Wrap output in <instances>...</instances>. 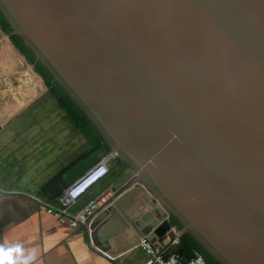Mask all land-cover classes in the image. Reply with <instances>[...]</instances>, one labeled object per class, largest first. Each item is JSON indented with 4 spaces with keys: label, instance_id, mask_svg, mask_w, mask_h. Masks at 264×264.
Wrapping results in <instances>:
<instances>
[{
    "label": "water",
    "instance_id": "obj_1",
    "mask_svg": "<svg viewBox=\"0 0 264 264\" xmlns=\"http://www.w3.org/2000/svg\"><path fill=\"white\" fill-rule=\"evenodd\" d=\"M0 13L164 211L142 237L264 264V0H0Z\"/></svg>",
    "mask_w": 264,
    "mask_h": 264
},
{
    "label": "crops",
    "instance_id": "obj_2",
    "mask_svg": "<svg viewBox=\"0 0 264 264\" xmlns=\"http://www.w3.org/2000/svg\"><path fill=\"white\" fill-rule=\"evenodd\" d=\"M0 36V108L8 115L7 119H0V131L16 121L12 132H0V146L13 135V140H21L16 141L14 149L6 147L8 150L1 153L0 148V157L5 158L0 161V244L18 243L33 250L34 264H142L145 255L138 247L142 229L150 219L159 222L166 215L141 186L132 182L134 174L129 177L130 169L119 167L116 159L108 161V174L69 210L73 214L88 200L104 197L105 204L88 222L94 225L91 230L70 229L45 213V204H53L63 187L109 150L70 149L67 155L61 154L62 160L50 171H34L36 181L28 185V147L23 144L28 132L17 134L18 123L26 124V130L28 119L65 118L33 66L11 46L7 35L0 31ZM46 110L47 117L37 116ZM27 114L28 119H16ZM18 166L23 168L18 170ZM167 241L165 238L162 245ZM164 248L168 250L170 246Z\"/></svg>",
    "mask_w": 264,
    "mask_h": 264
},
{
    "label": "built area",
    "instance_id": "obj_3",
    "mask_svg": "<svg viewBox=\"0 0 264 264\" xmlns=\"http://www.w3.org/2000/svg\"><path fill=\"white\" fill-rule=\"evenodd\" d=\"M115 159L114 153L110 151L100 157L71 183L63 187L55 197L53 204L44 205L45 213L52 216L58 223L67 225L70 229L87 226L99 208L105 204L104 197L88 200L81 209L73 214L69 213V210L88 189L108 174L107 163ZM167 239L166 245L161 243L158 247H153L145 237H141L138 240V247L145 255L142 264H204L197 251H192L187 259H183L173 250H165L164 247L170 246L174 249L178 244V238L175 236Z\"/></svg>",
    "mask_w": 264,
    "mask_h": 264
},
{
    "label": "rangeland",
    "instance_id": "obj_4",
    "mask_svg": "<svg viewBox=\"0 0 264 264\" xmlns=\"http://www.w3.org/2000/svg\"><path fill=\"white\" fill-rule=\"evenodd\" d=\"M1 37V36H0ZM28 69V67H27ZM28 76V72H27ZM3 106V103H0V107ZM0 112H2V115H0V119H7L8 115L7 113H3V109L0 108ZM47 112L49 113V110H46L45 113L37 115L38 117H47ZM25 113H28V109L25 111ZM16 119H28V114L25 116H21V118ZM16 121H12L8 123L5 128L0 131H11V127L15 125ZM19 129L17 130V134L28 132L27 138L28 140H24L23 144L24 146L27 145L28 147V185L30 184V181L33 180L35 183L36 176L34 175V171H40V174L42 171L45 170H51L53 169V166H55L58 162L62 160L61 154L67 155L71 150L73 149H80V148H88L89 145L85 142L83 137L76 132L71 124H69L66 119H40V118H33L28 119V127L25 130L26 124H19ZM9 140L7 141V145L0 146L2 149L1 153L4 151H7L9 148H13L16 146V141H19L21 143V140H13L14 135L12 137H8ZM26 138V139H27ZM8 148L5 150V148ZM14 149V148H13ZM0 153V154H1ZM9 155V154H7ZM11 154V158H13ZM7 157V156H6ZM5 158L1 155L0 161L3 162ZM19 168H23L22 166H18ZM18 172V171H16ZM16 173H14L15 175ZM13 175V176H14ZM132 172L130 171V176L132 177ZM131 178H129L130 180ZM32 184V183H31ZM28 190H30L28 188Z\"/></svg>",
    "mask_w": 264,
    "mask_h": 264
},
{
    "label": "trees",
    "instance_id": "obj_5",
    "mask_svg": "<svg viewBox=\"0 0 264 264\" xmlns=\"http://www.w3.org/2000/svg\"><path fill=\"white\" fill-rule=\"evenodd\" d=\"M0 31L8 36V40L11 46L21 55L26 63L33 66L36 74L41 78L44 85L47 88V93L51 98L54 99L57 108L63 113L66 121L71 124L73 129L78 132L85 142L90 146L89 149H107L104 145L101 137L93 126L88 122L85 116L78 110V108L68 99L61 88L54 82L50 75L45 71V69L38 63L34 62V56L32 53L22 44L21 40L15 35L10 34V27L4 20L0 13ZM108 150V149H107ZM119 167L123 169H129L126 165L119 163ZM47 186H45L46 189ZM56 197V196H55ZM54 197V199H55ZM171 227L179 229L178 223L174 220H170ZM192 251H197L204 264H217L215 263L205 252H203L199 246L192 241L187 235H183L178 238V244L174 247L173 252L179 255L183 259H187Z\"/></svg>",
    "mask_w": 264,
    "mask_h": 264
},
{
    "label": "clouds",
    "instance_id": "obj_6",
    "mask_svg": "<svg viewBox=\"0 0 264 264\" xmlns=\"http://www.w3.org/2000/svg\"><path fill=\"white\" fill-rule=\"evenodd\" d=\"M36 254L33 250H26L22 245L0 244V264H34Z\"/></svg>",
    "mask_w": 264,
    "mask_h": 264
}]
</instances>
